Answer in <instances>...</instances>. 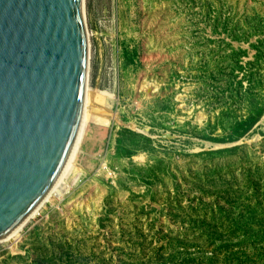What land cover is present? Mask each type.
<instances>
[{
    "label": "rangeland",
    "instance_id": "374dc122",
    "mask_svg": "<svg viewBox=\"0 0 264 264\" xmlns=\"http://www.w3.org/2000/svg\"><path fill=\"white\" fill-rule=\"evenodd\" d=\"M91 108L0 264H264V0H82Z\"/></svg>",
    "mask_w": 264,
    "mask_h": 264
},
{
    "label": "water",
    "instance_id": "95a60500",
    "mask_svg": "<svg viewBox=\"0 0 264 264\" xmlns=\"http://www.w3.org/2000/svg\"><path fill=\"white\" fill-rule=\"evenodd\" d=\"M84 25L80 0H0V241L40 204L75 143Z\"/></svg>",
    "mask_w": 264,
    "mask_h": 264
},
{
    "label": "bare ground",
    "instance_id": "6f19581e",
    "mask_svg": "<svg viewBox=\"0 0 264 264\" xmlns=\"http://www.w3.org/2000/svg\"><path fill=\"white\" fill-rule=\"evenodd\" d=\"M80 2H81V5H82V0H80ZM84 35H85V25H84ZM85 40H86V35H85ZM88 43H87V40H86V74H85V85H86V78H87V62H88ZM91 108V102L89 101V99H88V95H87V93H86V91H85V88H84V102H83V111H82V116H81V121H82V118L84 117V114L87 112V111H89V109ZM80 126H81V122H80ZM79 130H80V127H79ZM79 130H78V133H79ZM77 136H78V134H77ZM77 138V137H76ZM76 141V140H75ZM74 146V145H73ZM73 149V148H72ZM71 152H72V150H71ZM71 152H70V154H71ZM69 160H70V155H69V157H68V160H67V162H66V164H65V166H64V168H63V171H62V173L60 174V176L58 177V179L56 180V182L53 184V186L51 187V189L48 191V193L44 196V198L40 201V204L30 213V215L16 228V229H14L12 232H10L7 236H5L1 241H7L8 239H10V238H12L13 236H15L18 232H19V230L22 228V226L24 225V223L26 222V220H28L29 218H31V217H33L36 213H37V211H38V209L40 208V205H41V203L45 200V199H47L49 196H50V194L52 193V191L55 189V187L58 185V183H59V181H60V179H61V177H62V174H63V172H64V170L66 169V167H67V165H68V163H69Z\"/></svg>",
    "mask_w": 264,
    "mask_h": 264
}]
</instances>
